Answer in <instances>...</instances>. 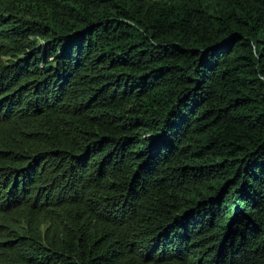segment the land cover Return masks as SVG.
Masks as SVG:
<instances>
[{
	"label": "trees",
	"instance_id": "1",
	"mask_svg": "<svg viewBox=\"0 0 264 264\" xmlns=\"http://www.w3.org/2000/svg\"><path fill=\"white\" fill-rule=\"evenodd\" d=\"M0 264H264V0H0Z\"/></svg>",
	"mask_w": 264,
	"mask_h": 264
}]
</instances>
